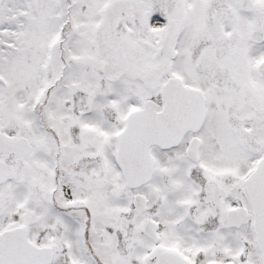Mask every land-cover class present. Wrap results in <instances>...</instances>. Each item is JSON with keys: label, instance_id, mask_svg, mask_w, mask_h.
I'll list each match as a JSON object with an SVG mask.
<instances>
[{"label": "snow or ice", "instance_id": "1", "mask_svg": "<svg viewBox=\"0 0 264 264\" xmlns=\"http://www.w3.org/2000/svg\"><path fill=\"white\" fill-rule=\"evenodd\" d=\"M0 264H264V0H0Z\"/></svg>", "mask_w": 264, "mask_h": 264}]
</instances>
